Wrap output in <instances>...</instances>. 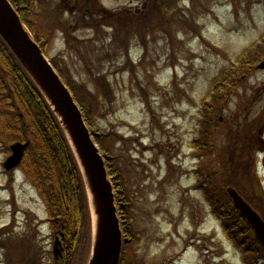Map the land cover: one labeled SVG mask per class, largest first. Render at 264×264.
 Instances as JSON below:
<instances>
[{"label":"rangeland","instance_id":"obj_1","mask_svg":"<svg viewBox=\"0 0 264 264\" xmlns=\"http://www.w3.org/2000/svg\"><path fill=\"white\" fill-rule=\"evenodd\" d=\"M103 2L111 9L133 8L142 16L150 8L149 0ZM177 5L173 37L164 30L165 22L155 23L145 44L140 37L132 39L129 55L106 54L117 50L115 44H109L110 28H104L98 37L91 28L77 30L79 37L92 38L87 63L67 50L61 33L48 54L62 57L71 74L93 90L88 68L106 73L116 95L110 106L97 104L95 123L110 133L104 144L116 156L114 161L124 177L129 207L126 218L118 213L124 233L130 227L134 240L126 256L156 264L167 260L168 264H257L258 257L252 258L251 253L247 254L251 263L244 259L242 249L227 235L197 188L200 167L208 166L216 177L219 161L210 151L206 155L207 147L199 150L192 142L198 137L201 104L213 79L223 67L234 66L242 50L264 31V0H178ZM128 57L131 63H127ZM244 66L248 75L240 86L225 83L233 91L222 96V108L216 113L222 117L214 135L219 150L226 145L225 120L243 127L257 125L258 130L264 123V70L250 73L248 65ZM238 73L242 75L244 70L232 72L228 78ZM218 90L217 95L222 93ZM254 134L263 139L260 131ZM201 137L211 141L210 136ZM9 144L1 133L0 229L10 226L18 251L1 245L0 264H25L19 253L28 239L36 244L40 264H54V230L47 203L24 167L18 166L12 173L5 169ZM257 159L264 187V148ZM220 184L214 180L215 187ZM128 236H123V249Z\"/></svg>","mask_w":264,"mask_h":264},{"label":"trees","instance_id":"obj_2","mask_svg":"<svg viewBox=\"0 0 264 264\" xmlns=\"http://www.w3.org/2000/svg\"><path fill=\"white\" fill-rule=\"evenodd\" d=\"M177 2L178 0H149L150 8L143 16L140 12L125 9L109 11L99 2L87 3L86 6H79L81 9L79 12L77 9V11L69 12V15L65 17L64 13L69 10L66 1H60L54 6L48 2L45 7L44 0H13L21 18L30 27L46 54L49 53L55 36L61 33L67 50L75 52L86 63L91 50L88 43L92 41V38L79 37L76 34L77 30L91 28L94 36L98 37L102 31H105L104 28H110L109 44L111 46L115 44L117 50L115 53L107 52L106 54L108 56L123 53L129 55L132 39L140 37L145 44L146 34L155 23L162 25L165 22L164 30L171 38L173 37L171 25L173 20H176ZM173 6L176 7L172 8ZM87 7L92 10L91 15L84 14ZM263 57L264 31L242 50L234 66L223 67L213 79L210 91L204 103L201 104L198 140L193 141L196 149L207 147L206 155L210 151L219 161V170L214 175L216 177L212 176L214 173L208 172V166L200 167L201 174L197 177L200 178L197 188L203 192L214 214L221 220L227 235L242 249L244 259L247 260V254L251 253L252 257H258L257 264H264V246L257 239L250 223L234 206L226 192V187L234 186L264 218V194L260 190L253 163L258 142L252 134L251 126L243 127L245 125L238 122L232 124L231 119L229 122L225 120V134L222 136L226 139V145L222 146L221 150L218 148L214 135H217V127L222 124L219 121L220 118L216 117V113L218 114L222 108V96H228L233 91V88L227 87L225 83L240 86L242 80L248 75L245 74L247 68L244 64L248 65L251 73L258 59ZM50 59L79 102L84 118L100 145L101 152L107 156L106 164L114 183L118 210L126 218L129 200L124 177L120 167L114 161L116 156L110 147L104 144L105 137L110 133L103 131L95 123V116L98 115L99 110L97 104L107 103L110 106L115 100L116 95L112 93L110 80L106 73L88 68L95 84V90H93L71 74L68 64L62 57L55 55L50 56ZM127 63H131L129 57ZM240 70H244V74L238 73L235 77L228 78L232 72ZM216 89L222 93L217 95ZM209 99L211 103L208 102ZM1 133L9 138V143L15 140H30L21 167H24V172L33 180L46 201L50 219L59 221L52 222L53 229L60 225L66 233V251L62 262L63 264H87L92 243L91 217L85 184L77 160L51 105L0 35ZM201 135L210 136L211 141H208L206 137L202 139ZM215 179L221 182V187L218 188L219 185L215 187ZM124 229L129 238L125 242L119 264H153V262L156 264V261L148 263L142 257L135 262L133 260L135 255L132 256L133 258L126 256L127 247L134 240L131 237L132 229L128 226ZM9 230L10 226L0 229V246L17 250L18 244L15 243L16 240L10 235ZM21 247L23 251L18 253L23 263L40 264L36 257L37 248L33 240H25ZM252 264H256V261Z\"/></svg>","mask_w":264,"mask_h":264},{"label":"water","instance_id":"obj_3","mask_svg":"<svg viewBox=\"0 0 264 264\" xmlns=\"http://www.w3.org/2000/svg\"><path fill=\"white\" fill-rule=\"evenodd\" d=\"M0 34L59 117L83 171L87 188L93 194L99 218L88 264H119L123 231L117 214L113 184L108 176L105 156L100 152L88 128L78 102L39 43L26 28L10 0H0ZM258 67L264 68V60ZM29 144L30 141H16L11 144L12 154L4 163L7 169L20 163ZM227 191L264 245V219L234 187H228ZM60 235L62 239L65 238L63 231L55 236L54 264H61L59 258L63 256L64 246Z\"/></svg>","mask_w":264,"mask_h":264},{"label":"flooded vegetation","instance_id":"obj_4","mask_svg":"<svg viewBox=\"0 0 264 264\" xmlns=\"http://www.w3.org/2000/svg\"><path fill=\"white\" fill-rule=\"evenodd\" d=\"M61 1H66V5L69 6V12H74V11H77L78 9V12L81 10L80 9V5H83V6H86L87 3L88 4H92V3H101L102 0H61ZM92 10L90 8H86L84 14H90ZM260 130H258V126L257 125H254V129L257 130V131H260V133L264 130V123L262 125L259 126Z\"/></svg>","mask_w":264,"mask_h":264},{"label":"bare ground","instance_id":"obj_5","mask_svg":"<svg viewBox=\"0 0 264 264\" xmlns=\"http://www.w3.org/2000/svg\"><path fill=\"white\" fill-rule=\"evenodd\" d=\"M89 194H90V207H91V212H92L94 231H96V226H97L99 215L96 212V205L94 203L93 194H91V192H89Z\"/></svg>","mask_w":264,"mask_h":264}]
</instances>
